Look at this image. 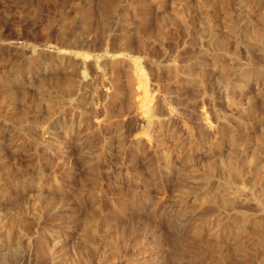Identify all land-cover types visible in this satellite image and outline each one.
<instances>
[{"label": "rangeland", "instance_id": "1", "mask_svg": "<svg viewBox=\"0 0 264 264\" xmlns=\"http://www.w3.org/2000/svg\"><path fill=\"white\" fill-rule=\"evenodd\" d=\"M0 264H264V0H0Z\"/></svg>", "mask_w": 264, "mask_h": 264}, {"label": "bare ground", "instance_id": "2", "mask_svg": "<svg viewBox=\"0 0 264 264\" xmlns=\"http://www.w3.org/2000/svg\"><path fill=\"white\" fill-rule=\"evenodd\" d=\"M204 131V130H203Z\"/></svg>", "mask_w": 264, "mask_h": 264}]
</instances>
